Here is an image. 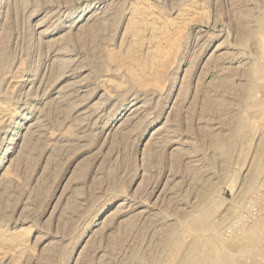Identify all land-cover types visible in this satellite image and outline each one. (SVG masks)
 I'll return each mask as SVG.
<instances>
[{"label": "rangeland", "instance_id": "rangeland-1", "mask_svg": "<svg viewBox=\"0 0 264 264\" xmlns=\"http://www.w3.org/2000/svg\"><path fill=\"white\" fill-rule=\"evenodd\" d=\"M262 20L264 0H0V264H181L212 240L264 264Z\"/></svg>", "mask_w": 264, "mask_h": 264}, {"label": "bare ground", "instance_id": "bare-ground-1", "mask_svg": "<svg viewBox=\"0 0 264 264\" xmlns=\"http://www.w3.org/2000/svg\"><path fill=\"white\" fill-rule=\"evenodd\" d=\"M264 21V20H262ZM261 21V22H262ZM261 24V23H260ZM264 24V23H263ZM175 27H173L174 29ZM260 28V27H259ZM170 29V28H169ZM156 30V29H155ZM166 30V29H165ZM158 31V30H157ZM175 31V30H173ZM172 30L168 32H162L160 33L161 34V37L162 39H164L165 41H169L173 38V35H174V32ZM176 32V31H175ZM263 32V31H261ZM158 33V32H157ZM257 35V34H256ZM159 36V35H158ZM178 36V35H177ZM258 37V36H257ZM256 37V38H257ZM159 38V37H158ZM172 41V40H171ZM178 42V41H177ZM172 43V42H171ZM164 48V47H163ZM166 48V47H165ZM152 54V53H151ZM170 54V53H169ZM169 57V56H168ZM157 58V57H156ZM154 76V75H153ZM15 119V118H14ZM264 162V161H263ZM256 163V162H255ZM255 167V170H254V176L258 175H261L259 173H261L263 170H264V164L258 162L256 164ZM253 172V171H252ZM201 220V219H200ZM195 222V221H194ZM200 222V221H199ZM202 222V221H201ZM196 223V222H195ZM197 224V223H196ZM212 226L210 227V230H211ZM196 230V229H195ZM176 231V230H175ZM213 231V229H212ZM221 231V230H220ZM219 231V233H220ZM177 232V231H176ZM209 233V232H208ZM259 233V232H258ZM262 234V233H261ZM178 234L176 235L174 233V231L171 229L169 231H167L166 233V242L167 244H171V243H174L176 241V238ZM261 238V237H260ZM180 239V238H179ZM210 239V238H209ZM178 241V240H177ZM210 241V240H209ZM222 241V240H221ZM264 241V240H263ZM196 242V241H195ZM193 242L192 244V248H191V251L189 253H187L183 258H182V261H181V264H218L223 262V263H230V264H237L236 262V259L238 260L239 257L237 258L235 254L229 252L226 248H220L219 245H218V241L217 240H212V244L213 246L215 247L214 248V251L212 254L210 255H207V256H204V255H201V252H198V249H199V246L197 243ZM259 242V241H258ZM176 243V242H175ZM262 243V242H260ZM183 245V244H182ZM181 245V247H182ZM252 245V244H251ZM264 245V244H263ZM262 245V246H263ZM184 246V245H183ZM226 246V245H225ZM190 247H188L189 249ZM250 249V248H249ZM264 249V248H263ZM244 250V253H245V248H243ZM201 251V250H200ZM242 251V250H241ZM238 251L239 253H243V251ZM207 252V251H206ZM199 253V254H198ZM248 254V253H247ZM253 255V254H252ZM221 261V262H220ZM155 264V263H154ZM157 264V263H156Z\"/></svg>", "mask_w": 264, "mask_h": 264}]
</instances>
